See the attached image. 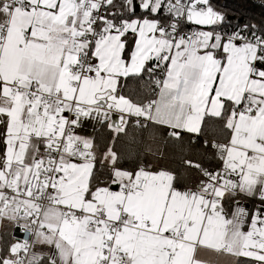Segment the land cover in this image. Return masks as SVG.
<instances>
[{
	"label": "snow or ice",
	"instance_id": "obj_1",
	"mask_svg": "<svg viewBox=\"0 0 264 264\" xmlns=\"http://www.w3.org/2000/svg\"><path fill=\"white\" fill-rule=\"evenodd\" d=\"M0 264H264V0H0Z\"/></svg>",
	"mask_w": 264,
	"mask_h": 264
},
{
	"label": "trees",
	"instance_id": "obj_2",
	"mask_svg": "<svg viewBox=\"0 0 264 264\" xmlns=\"http://www.w3.org/2000/svg\"><path fill=\"white\" fill-rule=\"evenodd\" d=\"M225 2L227 1V2H231V0H224ZM95 135L97 136V137H100V136H102L103 135V132H102V130H98L96 133H95Z\"/></svg>",
	"mask_w": 264,
	"mask_h": 264
},
{
	"label": "crops",
	"instance_id": "obj_3",
	"mask_svg": "<svg viewBox=\"0 0 264 264\" xmlns=\"http://www.w3.org/2000/svg\"><path fill=\"white\" fill-rule=\"evenodd\" d=\"M84 131L91 132L92 131L91 125L86 126Z\"/></svg>",
	"mask_w": 264,
	"mask_h": 264
},
{
	"label": "rangeland",
	"instance_id": "obj_4",
	"mask_svg": "<svg viewBox=\"0 0 264 264\" xmlns=\"http://www.w3.org/2000/svg\"><path fill=\"white\" fill-rule=\"evenodd\" d=\"M222 2H225V1H224V0H222ZM225 3H230V2H227V1H226Z\"/></svg>",
	"mask_w": 264,
	"mask_h": 264
}]
</instances>
